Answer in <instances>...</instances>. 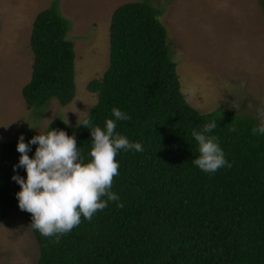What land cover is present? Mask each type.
<instances>
[{"label": "trees", "instance_id": "trees-1", "mask_svg": "<svg viewBox=\"0 0 264 264\" xmlns=\"http://www.w3.org/2000/svg\"><path fill=\"white\" fill-rule=\"evenodd\" d=\"M264 11V0H261ZM163 11L150 0L119 6L109 27V62L87 91L97 102L84 119L89 129L53 120L46 129L74 136L82 162H90L91 127L104 130L119 108L131 119L117 121L116 132L142 152L119 150V175L111 191L119 197L59 241L44 237L31 224V214L18 207L19 184L26 178L18 165V139L0 142V222L13 208L24 215L38 246L35 264H264V135H253L258 120L232 109L199 112L181 92ZM70 21L53 0L34 18L29 82L22 88L28 109L38 112L55 100L61 107L75 93L74 45ZM215 120L209 135L231 163L206 174L193 164L199 156L191 135ZM236 131L230 132L229 128ZM32 138V137H31ZM30 137L24 138L28 143ZM37 145L27 155L34 157Z\"/></svg>", "mask_w": 264, "mask_h": 264}, {"label": "rangeland", "instance_id": "rangeland-1", "mask_svg": "<svg viewBox=\"0 0 264 264\" xmlns=\"http://www.w3.org/2000/svg\"><path fill=\"white\" fill-rule=\"evenodd\" d=\"M53 0H0V142L45 134L50 121L69 126L83 120L96 103L87 84L109 62V27L114 11L143 0H58L71 23L74 97L55 100L38 114L27 108L22 88L33 63L30 33L35 16ZM163 13L181 92L199 112L232 109L251 114L264 104V11L261 0H150ZM239 105L238 109H234ZM258 120V119H257ZM259 123V120H258ZM38 246L25 217L11 209L0 222V264H35Z\"/></svg>", "mask_w": 264, "mask_h": 264}, {"label": "clouds", "instance_id": "clouds-1", "mask_svg": "<svg viewBox=\"0 0 264 264\" xmlns=\"http://www.w3.org/2000/svg\"><path fill=\"white\" fill-rule=\"evenodd\" d=\"M238 108L239 105L234 106ZM112 116L115 119H107L104 130L91 127L92 143L88 153L91 160L87 163L82 162L75 137L63 130L35 135L28 143L24 142L22 134L19 136L16 150L20 157L13 168L15 171L22 167L26 178L13 175L12 179L20 186L15 195L19 209L31 214L30 226L42 236L55 237L58 242L60 235L69 233L81 223V217L91 221L98 211L108 207L109 202H118L116 206L123 207L120 197L111 191L114 177L119 175L116 156L119 150L142 152L143 147L116 132V122L131 117L119 108L112 109ZM256 117L259 124L252 128V134L264 135V104L256 109ZM81 126L89 129L91 120L84 119ZM216 127L213 120L200 131L191 133L199 152L193 164L206 174L232 166L218 138L209 135ZM229 131L234 132L236 128L230 127ZM33 144L37 147L34 157L30 158L27 153Z\"/></svg>", "mask_w": 264, "mask_h": 264}]
</instances>
